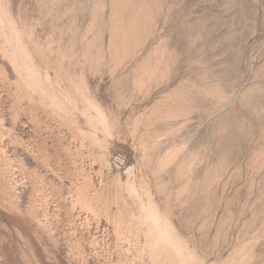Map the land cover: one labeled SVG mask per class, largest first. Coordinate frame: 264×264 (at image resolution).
<instances>
[{
    "label": "rangeland",
    "instance_id": "374dc122",
    "mask_svg": "<svg viewBox=\"0 0 264 264\" xmlns=\"http://www.w3.org/2000/svg\"><path fill=\"white\" fill-rule=\"evenodd\" d=\"M0 264H264V0H0Z\"/></svg>",
    "mask_w": 264,
    "mask_h": 264
}]
</instances>
